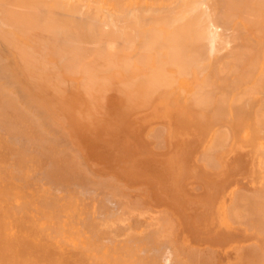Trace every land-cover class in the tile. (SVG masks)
Wrapping results in <instances>:
<instances>
[{"label": "bare ground", "instance_id": "obj_1", "mask_svg": "<svg viewBox=\"0 0 264 264\" xmlns=\"http://www.w3.org/2000/svg\"><path fill=\"white\" fill-rule=\"evenodd\" d=\"M4 26H12L13 30H3ZM90 40H93L92 42L97 43L93 44L94 46L98 45L96 46V50L92 51V53L89 51L87 52L86 49L82 50V46H79L83 42H90ZM125 41L131 46L124 48L125 46H123L122 43H126ZM236 41L239 42L237 43ZM0 43L13 55L15 63H17L19 65L18 67L21 68V73H23L25 76H28L32 80H42L44 84L46 83L50 90L52 89V91L58 89L55 87H60L59 83L63 81L61 78L63 74L67 76L69 73V76L73 73L72 77L78 76V74L86 76L88 74V69L90 68V63L96 64L97 67L99 66L100 70H102V68L104 69L101 72L95 71L97 67L91 64V68H93V72L95 71L94 73L96 75L93 73L91 74V68L89 69L90 77L89 74L87 75L89 78L87 76L81 78L82 76L80 75L81 80L78 78L80 80V84L84 79V83H82V85L86 83H92L94 78L98 79L97 81H100L97 77L102 75L106 78H104L106 80L105 83H109L107 79L110 80L111 78H107L108 76L106 77L104 74H106L108 69L111 71L114 65L115 66L113 69L115 70V68H119L116 70H122L123 74L125 71L127 74L130 72L129 68L131 66L129 65L133 64L135 67L136 65L140 67L139 69H137L138 67L133 69V71L136 70L135 73H130V78L133 79H129L132 81L134 86L132 85L131 81L129 82L130 84L126 82L129 81L127 80L129 75L124 74L127 77L125 79L122 78V73L121 77H118L117 74L114 73L115 77H118L119 80L120 78L121 80H125V86L122 85L124 84L123 81H121V83L123 82L122 84L120 83L125 92L127 91V87H130L129 91L132 93L134 92L133 90H136V92L133 94L137 92L140 94L142 90H151V93H154L156 90H158V87L165 88L166 86V88H170L169 84L171 87L175 86L177 82L176 80L173 81L174 79L186 77L188 80V77L195 76V78H197L196 76H198L201 83L197 81L199 84L194 85V88L192 86L193 91H191L189 95L184 93L185 97L189 96L187 99H189L188 101L191 102L190 105L192 106L190 107L192 108L195 106V110L198 108L201 109V106L202 108L204 107V109L207 108V112L206 110H203L206 112L204 115L207 116V113H211V116L209 115L208 118L212 117V121L210 119L209 120L214 122L213 125L219 123L217 119H226V113L228 117L227 120L228 122L230 121V126L226 125L228 122L225 123L223 121V123L226 125L225 127L227 128V131L224 129L225 127H223L224 124L222 125L219 123V127L217 125V129H215V131H213L214 133L211 135L215 136L217 134L218 136L220 135V137L216 138L217 135L215 137H210L208 140V146L206 144L205 146L207 147H204L203 151L206 152V150H210L211 152H214V150H217L216 145L217 148L219 147L218 149L222 150L225 145L226 147L228 146L227 144L229 143L227 142L229 140L227 138L231 139L229 136H231V134L233 135V130H239L241 137L240 139L238 138L239 140H236V157L232 160V163L234 165V170L236 171L235 173L241 172L239 175L241 177L243 175L244 178L246 177V180L249 182L248 187L245 186L244 188L245 191H243V188H241L240 190H235L232 192L231 201L229 200L230 203L228 206L226 205L227 208H225V210L227 209L226 211L228 213L225 212V214L227 213L226 216H228L226 217V220L229 223L231 221L232 225L234 224L237 226L235 227L237 230L233 228L236 233H233L237 234L238 237L236 235L235 236L238 240L233 237L232 242H234L233 240H237L234 243H239V241L244 242L245 240L248 241L250 239H255L256 241L254 240L255 244L250 243L251 245L249 244L239 247L240 249L232 247L233 252L230 258H228V263L264 264V0H0ZM113 43H118L117 46L119 49L116 51V53H110L107 49ZM133 46L135 47V50L127 52V49H131ZM92 49L93 48H91V50ZM8 64V62H5L3 53L0 52V77H14L11 76L13 71H11L12 69ZM116 64L119 66L116 67ZM74 66H80L81 68L83 66H87L89 68L87 69L83 67L85 70L84 74H82L83 70H80L81 68H79L78 74H75V71L78 69H76ZM105 67H107L106 70ZM120 67H124V69ZM125 67H129L128 70ZM66 68H68L69 72ZM69 68H75V71L74 69L71 71ZM62 70H66V72ZM55 71H60V74L59 72H56V75H58V79H61L62 81H57V77H52L53 75L56 76ZM80 71H82V73H80ZM113 71L111 72L112 75L110 73L111 76H113ZM61 72H63L62 75ZM85 72L87 74H85ZM133 74L134 76H132ZM85 78L88 80L91 79L92 81H85ZM50 79H53L54 82L56 80L58 85L56 86L55 82V87L49 86L53 81ZM95 80L94 83H92L93 85H96L97 83V81L95 83ZM103 82L102 86L105 84ZM194 82L196 81L194 80ZM80 84L78 82V85L81 88L82 86ZM91 85L89 84L90 87ZM105 85L107 86V83ZM98 86L99 85H97L96 90H98ZM106 86L104 88L109 90L108 88L110 87L107 86V88ZM79 87L78 90L80 89ZM88 87L83 89V91L85 90L84 92H87ZM90 87L89 92L92 91ZM134 87L136 89H133ZM3 88L1 89L0 87V264H160V258L163 256L162 253H164L162 250H164L163 247L167 248L166 246H171L173 248L169 250L171 252L169 253L170 256L173 253L172 257H167V261L170 259V261L172 260L173 262L168 261L167 264H169V262L172 264H206V262L210 263L211 261V264H217L215 259L211 260L214 256L217 257L219 254L218 251H216L218 254L213 255L215 250H212L213 256L209 254L210 257H212L211 259H209V255L208 257L204 256V252L206 250L204 248V250L201 249V252L199 253L198 250L200 249H195V255L192 253L194 251L193 248V251H191V253L189 251V255L187 254V256H185L186 251L190 246L188 247L186 244L187 248L186 246H182L184 248L183 249L181 247V242L179 243V240L177 239L178 241H176V244L179 243V246L176 245V247L174 243L175 238L173 236L172 237L174 240H172L173 238H169L175 233L172 230L170 231L171 235H169V237L167 236L169 233V227L171 226L170 229L174 228V224H172L174 221H170L171 219L168 220V222H171L172 225H169L170 223L167 224L168 222L165 223L166 221L163 222L164 220L162 219V224L165 226L164 227L162 225V227L165 229L166 225L169 226L167 228L168 230L165 229L168 233L165 230L164 231L166 233H164L160 226L161 218L158 219L160 221V224L157 225L160 227H157L158 231L155 228L156 224L152 223L153 225L155 224L154 228H151L156 232H154L155 235L153 234V230L150 229L151 226L145 224L142 226V228L145 227L146 231L140 229V233H143V235L138 233L139 231L137 232V230L136 234L135 231H132L134 229L133 224V229L130 226V230H126V227L128 228V225H131L133 219L131 215H128L131 217V219L130 217L128 218L131 222L126 218L128 217L127 215H123V217L126 216L125 220L127 219V222H124L125 220H123L124 225L121 224L122 226H120L122 228H120L119 223L121 220L119 222L116 220V218H124L119 216L118 213L115 214L114 211L117 208L116 206H119L121 202L124 201V198L125 200L129 198V196L126 198L127 196H125V193H131L133 190L131 191L129 189L130 191L124 192L127 189L124 190L119 188L122 189V193H120L119 189H117L120 193L119 194L115 186H109L112 188V191L110 192L109 188H107V190L106 188L105 190H102V188L105 186L103 184L99 185V183L97 187V185H95L97 182L95 183L90 180L91 182L95 183L90 184L88 183V179L87 181L83 179L85 180V183L87 182V186L85 187V185H83V188L86 189L88 186L91 187L90 189H86L87 191L90 190V192L85 190L87 192L86 193L83 192V190H78L81 192L79 193L77 191V193H75V189H70V191L66 190L68 191L66 193H71V191H74V193H71V195L69 193L67 196L65 192H60L58 187H55L52 182L54 181L55 184L62 183L64 184L63 187H68L69 184L67 181L69 180L66 179V176H61L58 172L55 173L53 171L56 169L55 166H52L50 169L47 167L44 168L42 166L43 159L41 156L43 155V151H45V149L40 143L41 140L35 142L36 138H32L30 136V131L33 125H31L29 118H31V121H34L32 119L33 115L29 116V113H26L27 110L25 111V109L21 108V106H18V101H13V98L8 99L10 95L5 98L2 93V90H4ZM92 88L95 89L93 86ZM104 88H101L103 89V93L106 90ZM131 88L133 90H131ZM176 89H173V91ZM79 91V93H82L81 90ZM93 91L92 93L90 92V94L89 92L87 93L93 97L95 96L96 100H94V98L93 100L94 102H97L99 100H97V98H99V96L101 98L103 95L100 94V89L98 91L99 94H97L98 92L96 93L97 95L94 93L96 91ZM145 91L142 93L143 98L145 95H148L147 97H149V94H147L148 91L147 93H145ZM125 92H123V98H125ZM130 92L127 91L126 95ZM181 92H183V90ZM133 94L132 96H134ZM179 94L181 95V93ZM88 96L87 98L90 97V100H92V96ZM135 96V99H137L138 95L135 94ZM140 96L141 95H139L138 98ZM181 96L183 97V94ZM14 97L16 100H18L16 95ZM134 97L132 98L134 99ZM129 98H131V96H129ZM132 98L131 100L129 99V101H132ZM125 99H127V96ZM32 100H34V98ZM90 100L89 102H91ZM135 101H132L133 103H130L129 105L132 104L135 106ZM29 103L30 102L28 100L27 104ZM34 103H37V101ZM92 103L93 102H91V104ZM185 103L187 102L185 101ZM98 104L99 103H97V106ZM36 105L37 104H35V108ZM38 105L37 108L39 109ZM94 105L96 106V104ZM27 107L29 110V106ZM43 108L44 107H42V109ZM224 109H227L232 114V120H229L228 111L226 110V112ZM222 110H224L225 113ZM32 111L30 112L31 114H33ZM201 115L202 114L199 115L201 120L198 118L200 120L199 122L204 120L202 118L204 116ZM34 116L36 115L34 114ZM196 117L192 119L196 120ZM41 124L43 125V123ZM202 124H207L205 126L208 127L207 130H210V126H213L209 124V122L207 123L206 120H204V122L202 121ZM201 125L199 127L204 129V125ZM221 127H223V129ZM230 128V132L232 133L229 135L227 132ZM218 129L220 131H218ZM207 130L206 134L208 133ZM199 132L203 134H200V139L202 140L201 137H204L205 132L202 130ZM224 134L226 135L224 136ZM62 135L64 136V133ZM62 135L60 137H62ZM224 137L227 138L225 139ZM232 137L235 139L234 136ZM222 138L224 144L222 142ZM201 140H197L194 143H200L202 142ZM210 140L215 145L210 143ZM226 140L228 141L226 142ZM232 141L234 142L235 140ZM63 145L64 144H62V147ZM199 145L196 144V149L200 147ZM222 145L224 146L222 147ZM231 146H233V144L230 145L229 151H231ZM225 151L227 150L225 149ZM226 154L227 152L225 155ZM81 161L82 160H80V162ZM213 162H209L208 164L212 163V165L210 164V168L214 167L216 169L217 167L215 166L217 165L215 162ZM208 164L206 163V165ZM223 165L226 167L225 161ZM84 168L87 170L85 166ZM55 175L60 179L59 182ZM235 177L241 178L239 176ZM110 182H112V180ZM99 186H102V188ZM52 189L55 191L57 189L58 192L56 191L55 194ZM94 189L95 192L93 191ZM98 190L100 192L104 191L105 193L103 192L104 194H102L101 192V194H97L98 196L93 195V197H97L92 199V194L98 193L96 192ZM52 191L54 192L55 196L53 195ZM114 191H116L120 196L121 194H125V197L122 198L123 196H121V199L120 196ZM58 193H62L63 198L62 195L58 198L56 196ZM106 193H109L110 195H113L114 193V197L112 198L110 195L105 196ZM133 193L138 195L134 191ZM76 194H78V197L82 198L79 199ZM83 194L86 195V197H89L88 201ZM99 195H104V197L108 199L110 197V201L107 199L104 200L105 198L103 196L100 197ZM117 195L118 198L116 199ZM90 196L91 200L93 201L89 200ZM66 197L67 199L68 197L69 199L70 197H72V199L73 197H77V204H74V201H76L74 199L76 198L73 199V203L72 201L67 200ZM98 197L100 200L103 198L104 199L100 201L98 200ZM131 197H134V200L136 198L135 196ZM95 198L98 200L97 202H94L96 201ZM111 198L114 200L112 201ZM130 198L129 203L133 201L136 205L138 198L137 201H134L132 198L130 201ZM82 199H85V201L88 203L87 205L94 202V205L96 206L93 205V208L95 210L98 209V211H90L91 213L89 212L88 215V212L84 210V205H86L84 203L86 202H84ZM119 199H121L120 204ZM79 201L84 204L82 208V204H79ZM103 201H106V204L103 203ZM108 201L110 203L112 202L113 204L117 202V205L112 204V207L109 206L111 207L109 208L107 204L109 203ZM125 202L126 201H124V203ZM127 202V206L122 204L123 208H128H126L127 213L130 212L131 214H134L136 211L141 210V212L139 211L140 213H136H138V216L142 213V215H144V208L142 209L143 202H140V199L137 205L142 203V207L138 206L141 207L139 209L134 205L138 210L135 208L133 209L131 203L128 206ZM96 203L98 204V207L101 205V208H97ZM102 203L105 205V207L109 208V210L108 208H105L107 212H105V210L102 208L104 207ZM91 204L88 206L89 208L86 206L88 210L91 208ZM122 205H120L119 208H122ZM129 207H132V209ZM83 210L87 212L85 213L86 215L83 214ZM112 210L113 212H111ZM126 210L119 209L115 212L122 211L123 213V211L126 212ZM109 212H111V215L112 213L115 214V217H113V215L112 218L111 215L108 214ZM96 213H100V216L102 215L103 220L101 217L96 215ZM105 213L106 217L104 218L103 215ZM156 213H159V211ZM65 214H67L69 220ZM90 214L95 218L96 216L99 217L96 219L97 221L95 219H91L94 217H91ZM107 214L111 217V219L108 218L109 216H107ZM165 214L167 215V213ZM86 216H90L91 218H85ZM144 216L142 217L144 218ZM165 216L163 215L162 218ZM149 218L151 217L149 216ZM85 219H87V221ZM167 219L168 216H166L165 220ZM98 220H100L101 223L100 221L98 222ZM114 220L116 224L114 223ZM158 220H155V222L158 223ZM236 220L238 221V224L235 223ZM102 221L105 222L104 225H102ZM109 221L111 222L110 224ZM117 222H119V227L116 226L115 231L113 232L114 228H111L110 226L114 225L112 227H115ZM133 223H137V221ZM238 225H243L240 226L242 230H240ZM123 226H125V228ZM148 229L149 231H147ZM124 231H127L125 234L128 233V235H125ZM150 231H152V233H150ZM162 231L163 233L161 234H164V237L159 235ZM241 231L243 232V236L238 234ZM144 232H148L147 234L150 237L153 234V237L150 238V242L158 244L157 246H160L159 241L162 242L161 246L166 244V246L161 247V249L163 248L161 250V255L157 253V251L160 252V248L157 250V246L152 245L153 243H149V245L151 244L152 246H150L153 248L155 246L156 249L152 248L155 251L146 247V245H148V243L146 244V241H144L143 244L141 243V249V246L136 245V242H139L142 236L143 239L148 238L147 234H144ZM181 232L183 233L184 231L181 230ZM249 232L252 234L250 235ZM178 233H180V231ZM120 235H122V238H120ZM134 235H138V237H134ZM144 235L146 237H144ZM102 236H105V239H103ZM126 237L130 240L127 239L124 244L123 240H126ZM243 237L245 240L242 239ZM116 238H120L121 240H117ZM153 238L154 240L159 238V241L156 240L158 243L154 240L152 241ZM160 238L162 239L160 240ZM188 239L190 240V238ZM119 241H121L120 244L123 242L122 246L118 244ZM130 241H132V243ZM138 247L140 249L139 251L136 250ZM143 247H145V249ZM179 247L182 248L185 253H183V250L177 251V248L180 249ZM208 250L210 251L211 249ZM140 251H142V253ZM149 251L152 252L151 257L148 255L151 254ZM143 253H147V255H144ZM156 253L160 255V258H158ZM178 253H181L183 257H181L182 255ZM197 253L201 257V263L199 259H197V261H199L198 263L195 259L199 258ZM228 253L230 254V252ZM190 254L192 259L190 258ZM227 255L228 254H225L226 257H228ZM180 257L181 259H179ZM184 257H188L187 260H185ZM163 258L166 259V257L161 258L162 263L166 264V261H164ZM183 258L184 260H182ZM217 259H219V256ZM209 260L210 262H208Z\"/></svg>", "mask_w": 264, "mask_h": 264}, {"label": "rangeland", "instance_id": "obj_2", "mask_svg": "<svg viewBox=\"0 0 264 264\" xmlns=\"http://www.w3.org/2000/svg\"><path fill=\"white\" fill-rule=\"evenodd\" d=\"M3 30H13V27L12 26H4ZM217 30H219V29H217ZM92 41L93 40H90V42L89 41L83 42L80 45L79 44L78 45L82 46L81 47L82 50L86 49L87 52L89 51L90 53H92V51L96 50V46H98V45L94 46L93 44H97V43H94ZM236 42L238 43L239 41H236ZM122 44H123V46H125L124 48H128L131 46V45H128L127 42L122 43ZM117 45H118V43L117 44L113 43L111 46H109L107 48L108 51L110 53H116V51L119 49V47ZM91 48H93V49L91 50ZM112 48H114V49H112ZM1 49H2V51H1ZM134 50H135V47L133 46L131 49H127V52L128 51H134ZM0 52L3 53L5 62L9 63L8 65H10L9 67L12 69L11 71H13L12 72L13 75L11 74V76H14V77L9 76V77H5V78L0 77L1 89L4 86V88H3L4 90H2L4 97L7 98L10 95L8 97V99L13 98L12 99L13 101H15V102L18 101L19 102V103H17L18 106H21V108L25 109V111L27 110L26 113L27 114L29 113L28 114L29 116L33 115L32 119L34 121H31V118H29L31 125H33L32 129L30 131L31 132L30 136L32 138H36L35 142H38L39 140H41L40 143L43 145V147L45 149V151H43V155L41 156V158L43 159L42 160V166L44 168L47 167L48 169H50L52 166H55L56 169L53 171L55 173L56 172L60 173L61 176H63V175L66 176V179L69 180V181H67V183L69 184L68 187H63L64 184H62V183H61L62 185L60 183L55 184L54 181L52 182V184L55 187H58V190L62 193H64V192L66 193V192H68L66 190L70 191V189H75V191H76L75 193H77L78 190H83V192H86L87 188H89V189L91 188L89 186L86 189L83 188V185H85V187L87 186L86 185L87 182L85 183V180L87 181V179H88L89 180L88 183H90V184H92L93 182H95V183L97 182V184L93 183V184L97 185V187H98L99 183H100L99 185H101V184L105 185L104 188H102V186H99L100 188H102V190L103 189L105 190V188L107 190V188H109L110 189L109 191L111 192L112 188H110V187L115 186L116 190L119 188H122L124 190L127 189L125 191L123 190L124 192L133 190L136 194L139 195V196L135 195L133 193V191L131 193H125L126 195L124 194L125 196H127L126 198H128V196H129V198L131 196H135L136 201H137V198H138V201L140 199V202H143V205H142L143 207L141 206L142 203L140 205H137V203H139L138 201L136 202V205L134 204L135 202H133V201L130 203L133 206V209L135 208L136 210H138V209L135 206H137V207L141 206L142 209L144 208V210H143V211H145L144 215L146 214V212H147V214L149 213L148 215L146 214L144 216V215H142L143 214L142 213V214H139V216H138V213H140L141 210H139L140 212L133 210V211L138 212V213L135 212L136 214L135 213L131 214L130 212L127 213V210H126L127 207L123 208L122 204L127 206L126 202L128 200L127 203L129 206V204H130L129 198L125 200V198H124L125 196L121 194V196H123L122 198H124L123 200L126 201L125 203H124V201L121 202L122 198L119 194L122 193V189H119L120 193L117 190V192L119 194L116 191H114L121 198V199H119V204L121 202L120 205H122V208L126 210V212L123 211V213H122V211L115 212L116 210H119V209L123 210L122 208H119V206H120L119 205V206H116L117 207L116 209L114 208L115 209L114 213L115 214L118 213L119 216H122V217H123V215H127V216L131 215V217L133 219L131 222L130 216H128V217L124 216L123 217L124 219H119L117 217L118 219L116 218V220H118L119 222L121 220V222L120 223L117 222V225H115V227H112L114 225L111 224L112 226H110V227L114 228V230L112 229L113 232L115 231L116 226H118V223H119V226L121 224H123V220H125V217L127 219L130 217V219H128V221L131 222V225H128V228L126 227V230L127 229L130 230V226L132 227V224H133L135 230L132 227V229H133L132 231H135V234H136V230H137V232L139 231L138 233L141 232L140 229H143L144 231H146L145 227L142 228V226H144V224L151 226L150 229L152 227L154 228V226L156 224L155 228L157 229V227H159L157 225L161 223L160 226L164 231L169 226L166 225V228L164 229L165 226L162 223L165 221H166L165 223H167L168 220L171 219L170 221L173 220L175 222L174 223L172 221L173 222L172 224H174L173 229L175 231L173 229H170L171 226L169 227V230L167 229L169 231V233L167 232V230H165V231L168 233L167 234L168 237H169V235H171V232H170L171 230L173 232H175L173 235H171V237H169L170 239H172L173 237L175 238V242L173 241L175 243V246L178 245L180 242L182 244L181 247L186 246V244L188 245V247L190 246L187 249L185 256H187L189 251L191 253V251H193L192 250L193 248H194V251H195V249L196 250L200 249V250H198V253L201 252V249L202 250L206 249L207 251H209L208 249H211L209 252H207L206 250H205V252L204 251H202V252L205 253V254L204 253L203 254L206 257H208L209 254H211V256H213V255H217L219 253L217 255V257L219 256V259H217L216 256H214L212 258L209 255V257H210L209 259H211V258H212L211 260L215 259V261H217V264H225V263L229 262L228 258H230V256L232 255V252H233L232 247L239 248V247L249 245L250 243L255 244V241H256L255 239H254L255 241L252 239L247 241L244 239V237L242 238L245 240L244 242L239 241V243H234L238 239L236 238V236H237V234H235L236 231L233 230V228L236 229L235 227H237V226H235L234 224L232 225L231 221H230V223H231V225H230V223L226 220L227 219L226 217H228V216H226L228 212L226 211L227 209L225 210V208H227L228 204L230 203L229 200L231 201L232 192L235 190L236 191L240 190L241 188H243V191H245L244 188H245V186L248 187V183H249L246 180V177L244 178V176L242 175V177H243L242 178L239 175L241 172L235 173L236 171L234 170V165L232 163V160L235 159V157H236V147H235V144L237 142L236 140L240 139L241 133L239 130H233L232 129L233 130V135H232L231 134L232 132H230L231 131V128H230L229 131L227 132V134H229V135L231 134V136L228 135L229 137H231V139L226 137L229 140V141L226 140V142L228 141L227 143H229V144H227L228 145L227 147H226V145L225 146L222 145V147L224 146V148L221 147L222 148V150H221V149H218L219 147L217 148V145H216L217 150H214V152H211L210 150H206V149H205L206 152L203 151L204 147L206 148L208 146L209 138L214 136V135L212 136L211 134H213L214 133L213 131H215V129H217V125L219 127V123H221L223 125L224 124L223 121L225 123L228 122V120H227L228 117H227V113H226V119H224V120L217 119V121L219 123L213 125L214 122H211L212 117L208 118L209 115L211 116V113L210 114L207 113V116L204 115L208 111V110H206L207 108L204 109V107L202 108V106H201V109L198 108L195 110V108H194L195 106H193L192 108L190 107V106H192V105H190L191 102H189L188 101L189 99H187L189 96L185 97L184 93L186 95L187 94L189 95L190 92L193 91L194 85L199 84L198 82H200V79L198 78V76H196L197 78H195V76L188 77L189 78L188 80H190V81H188L186 77L181 78V79H174L173 81L176 80L177 86L175 85V86L171 87V85L169 84L170 88L169 87L166 88V86H165V88H162V87L159 88L158 87V90H156L154 93H151V90L150 91L147 90L148 93H147V91L142 90V92L140 91L141 92L140 94H139V92L135 93L138 96L141 95L140 96L141 98L140 97L138 98V96H137V99H135L136 96L133 93L136 92V90H133V89H136V88L135 87L133 89L131 88V90L134 91L132 93L129 91L130 87L129 88L127 87V91L130 92L131 94L129 93L126 95L127 91L125 92L123 90V88L121 87L122 85L125 86V82H124L125 80H123V79L121 80V78L119 80V78H118V77H121L122 70L117 71L116 69H119V68H115V70H116L115 71L113 69L115 66L114 65L113 68L110 67L114 71L112 69H111V71L108 69V71H106V74H104L106 77L108 76L107 78H111L110 79L111 81L107 79V81H109L110 84L108 82H106L107 86L110 88H108L105 85L106 84L105 83L106 78L103 77V75L99 76V77L95 76V77L99 78L100 81H97L98 79H96V78H94V79L92 78L93 79L92 83H94V80L96 79L95 80V83L97 81L96 85L89 83L90 85L92 84L90 87L89 84L86 83L90 87V89H92V91L94 89V88H92V86L95 87L94 91H96V92L93 91L95 94L100 89V92H101L100 94L103 95V96H101V98H100V96H99V98L96 97L97 100L98 99L99 100L97 102L95 101L96 102L95 103L94 102V100H96L95 96L93 97L92 95H89L90 92L92 93V91L89 92V87L86 84L82 85V83H84V79H83V82H81V84H80V80H81V78L86 77L89 74V69L92 67V65L96 66V64L90 63V65H89L90 68L87 66L86 67L83 66L84 68H87V69L89 68V69H88V74L85 72V74H87L86 76L80 74L82 76L81 78H80V75L78 74L79 68H81L80 66L79 67L74 66L76 69H78L77 71H75V68H69V70L71 69V71L74 69L75 74H78V76L72 77V74H73L72 72H71L72 74L68 76V74H69L68 68H66L68 71L67 76L64 74L62 75L63 72H61L62 77H61V75H60V77L62 78L63 81L61 79H58L59 76L56 75L57 71H55L56 76L53 75L52 77H57L56 78L57 81L61 80L62 82L60 81L61 83H59L60 84V87H59V86H57L58 83L56 82V80H55V82H56L55 83L53 79H52L53 81L50 79L53 84L50 81L51 85H49V86L55 87V84H56L57 87H55V88H58V89H55L52 91V89L50 90L49 87L46 85V83L44 84V82L42 80H40V79H39V81H38V79L32 80L28 76H25L23 73H21L22 72L21 68L18 67L19 65L17 63H15L13 55L10 53V51L6 50L1 43H0ZM220 54H221V52H220ZM124 56H125V54H124ZM121 58H123V57H121ZM118 66L119 65H117L116 67H118ZM129 66H131L130 68L128 67L130 72L128 74L126 73V71L124 72V74L129 75V77L127 78L122 73L123 74L122 78H125V79L127 78V80H129V81H126V82H128V83L133 79V78L132 79L130 78L131 77L130 73L131 74L135 73L136 70L133 71V69L138 67L137 65L135 67L133 64L129 65ZM82 68L80 70H83V73H82V71H80V73L84 74L85 70H84V68L83 69ZM120 68H122V67H120ZM125 68L128 70L127 67H125ZM139 68L140 67H138L137 69H139ZM103 69L104 68H102V70ZM106 69H107V67H105V70ZM122 69H124V67ZM91 70H90L91 74L93 73L94 75H96L94 73L95 71H98V72L102 71V70H100L99 66L96 68V70L94 72H93V68H91ZM105 70H104V73H105ZM62 71L66 72V70H62ZM112 71H113L114 77L111 76ZM58 72L60 74V71H58ZM137 72H139V71H137ZM110 73H111V75H110ZM114 73H116L118 77H115ZM102 74H103V72H102ZM132 76H134V74ZM89 77H90V74H89ZM37 78H39V77H37ZM117 78H118V81H117ZM35 79H36V77H35ZM6 80H8V81H6ZM90 80L86 79L85 81L90 82ZM171 80H172V78H171ZM194 80L196 82H194ZM121 81H123L124 84H122L123 82L121 83ZM8 82H10V83H8ZM46 82H48V81H46ZM78 82L82 87L83 86L88 87L87 88L88 91L87 90L86 91L89 92V94L87 92H84L85 90L83 91V89H86V87L85 88L79 87ZM102 82L105 83V84H103V86H102ZM192 82H193V84H192ZM131 83H132V81H131ZM100 84H101V86H100ZM97 85L100 86V87L98 86V90H96ZM104 85L109 90L104 88L105 87ZM132 85H133V83H132ZM188 86H190V87H188ZM192 86H193V88H192ZM78 87L80 88L79 90H81L82 93H79L80 91L78 90ZM102 87L104 89H106L104 91V93L102 92L103 91V89H101ZM120 87H121V90H120ZM50 88H52V87H50ZM173 89H176V90L173 91ZM179 90H180V92H179ZM182 90H183V92H181ZM119 91H121L122 93ZM137 91H139V90H137ZM143 91H145V93L149 94V97H147L148 95L147 96L145 95L147 97V99L145 96H144L145 99L143 98V96H142ZM15 92H16V94H15ZM123 92H125V98L127 96V99L129 98V96H131V98L135 96L134 99L136 101L132 98L133 99L132 101H135V106H133L132 104L129 105L130 103H133V102L129 101V99L131 100V98H129L128 100L123 98L124 97ZM85 93H86V95L88 94L89 96H92V100H90V97L88 95L87 96L89 98H87ZM94 93H93V95H94ZM179 93H181V95L183 94V97ZM12 94H13V96H12ZM97 94H99V92ZM132 94L134 96H132ZM15 95H16V97H18L17 98L18 100H16V98L14 97ZM27 96L29 97V99ZM33 98L35 101L32 100ZM93 98H94V100H93ZM184 98L187 100H185ZM26 100H27V102H26ZM28 100L30 102L29 104H27ZM89 100L91 102H93L92 103L93 105L91 104V102H89ZM36 101H37V103H34ZM185 101L187 103H185ZM97 103H99L98 106H97ZM35 104H37V105L39 104L38 105L39 109L37 108V105L35 108ZM94 104H96V106ZM27 106H29L30 111L27 109L28 108ZM126 106H127V108H126ZM131 106H133V107H131ZM42 107H44V108L42 109ZM207 107H208V105H207ZM193 108L195 111L193 110ZM209 108H210V106H209ZM44 109H45V111H44ZM32 110L35 111L36 113L33 112ZM203 110H206V112ZM224 110L226 111L227 109H224ZM224 110H222V111H224ZM31 111L33 114L30 113ZM201 111H203V112H201ZM211 111H212V109H211ZM211 111H209V112H211ZM225 111H224V113H225ZM198 113H199V115L202 114L201 116H204L202 118L204 120H206L207 123L209 122V124L213 125V126L209 125L211 127L210 130L208 129L209 131L207 130L208 127H205L207 124L206 125L202 124V121L204 122V120L199 122L201 119L199 118ZM34 114L36 116H34ZM193 114H195V115H193ZM222 114H223V112H222ZM39 115H40V117H39ZM228 115H229V120H232L233 119L231 116L232 114L229 111H228ZM38 117H39V119H38ZM194 117H196L197 121L192 119ZM219 118H220V116H219ZM35 119H37L39 123ZM48 120H50L52 122H50ZM213 121H214V119H213ZM41 123H43V125ZM201 124L204 125V127H205L204 129H206L208 132L207 134H206V130H204L202 127H199ZM56 125H58V126H56ZM226 125L230 126V121L228 123H226ZM226 125L224 124L223 127H225ZM223 127H221V128L223 129ZM219 129H218V131H220ZM224 129L227 131L226 127ZM200 130L205 132L204 137H201L202 140L200 139V136H201L200 134H202L201 132H199ZM218 131H217V133H218ZM198 132H199V134H198ZM63 133H64V136L62 135ZM223 133H224V131H223ZM61 135H62V137H60ZM225 135L226 134H224V136ZM221 136H223V135H221ZM232 136H234L235 139ZM217 137L219 138L220 135L219 136L217 135L216 138ZM197 140H201L202 141V142H200L201 144L199 142L194 143ZM232 140H235V141L233 142ZM222 142H223V138H222ZM58 143L61 145H59ZM210 143H212V141ZM62 144H64L63 147H62ZM196 144L197 145L200 144L199 145L200 147L198 146L199 147L198 149H196V147H195ZM206 144H207V146H205ZM212 144H214V143H212ZM223 144H224V142H223ZM232 144H233V146H231L232 147L231 151H229L230 145H232ZM219 145H220V143H219ZM210 146H212V145H210ZM57 147H59V148H57ZM155 148H157V149H155ZM225 149L227 151H225ZM55 151H57V152H55ZM226 152H227V154L229 152L230 153L228 155L227 154L225 155ZM70 154H72V155H70ZM211 154H212V156H211ZM69 155H70V157H69ZM73 155H74V157H73ZM74 158H75V160H74ZM77 160H78V163H77ZM80 160H82V161L80 162ZM213 161L217 165V166H215V164H214V166L217 167L216 169L214 167L210 168L211 167L210 164L212 165V163L208 164L209 162H213ZM224 161H225L227 168L225 167V165H223ZM206 163L208 165H206ZM84 166L86 167L87 170H85ZM87 173H89V174H87ZM235 176H239L241 178H236ZM55 177H56V175H55ZM99 178H101V179H99ZM109 178H111V179H109ZM56 179L59 182L60 179L57 177H56ZM83 179H85V180H83ZM90 180L93 182H91ZM111 180H112V182H110ZM58 190L56 189L57 192H58ZM53 191L56 194V191L55 190H53ZM93 191L95 192V189ZM109 191H106V192H109ZM243 191H241V192H243ZM54 192H53V195L55 196ZM87 192H90V190ZM96 192H98V193L92 194V199H94V197H97L98 196L97 194H99V193L101 194V192H102V194L105 193L104 191L100 192L99 190ZM62 193H58L56 196L59 198L62 195ZM69 193H66V196ZM71 193H74V191H71ZM71 193H70V195H71ZM91 193H92V190H91ZM93 195H97V196L93 197ZM106 195L109 196L110 194L106 193L105 196ZM113 195H114V193H113ZM113 195H110V196H112V198H113L114 197ZM118 195H117L116 199L118 198ZM54 196H52V197H54ZM64 196H65V194H64ZM76 196L78 197V194H76ZM101 196L104 197V195H101ZM77 197H73V199L76 198V199H74V200H76V201H74L75 203L73 202L72 197H70V199H69V197H68V199L66 197V199L72 201L76 205L78 202ZM84 197H86V195H84ZM62 198H63V195H62ZM78 198L81 199L82 197H78ZM88 198L89 197H86L87 201H88ZM112 198H111V200L113 201L114 199H112ZM131 198H130V201L132 199L134 200V197L132 199ZM106 199L110 201V197H109V199L105 198L104 200H106ZM82 200H81V202H82ZM89 200H91V196H90ZM95 200L96 201H94V202H97L98 200H100V198L98 197V200L95 198ZM102 200H100V201H102ZM83 201L86 202L85 199ZM91 201H93V200H91ZM100 201H99V203H100ZM81 202L79 201V204H82L81 208L83 207L84 204H86V205H84L85 206L84 210H86L88 212V215H89L90 211L91 212H93V210L95 212H96V210L98 211V209L95 210L93 208V205L95 204L94 202H92V204L90 203L91 208L89 210L87 209V207L90 204L87 205L88 204L87 202L84 204ZM105 202L103 201V203H105ZM107 204H108V207L109 206L112 207L113 203L109 202ZM115 204H113V205H115ZM94 206H96V205H94ZM99 207L101 208V205ZM99 207L97 204V208H99ZM108 207H105V205H104V207H102V208L105 210V212H107L105 208H108ZM111 207H109V208H111ZM141 207H138V208L140 209ZM109 208H108V210H109ZM129 208L132 209V207H129ZM86 211H84L83 214L87 213ZM158 211H159V213H156ZM102 212H101V214H102ZM111 212H113V210ZM111 212H109L108 214L111 215L110 214ZM150 212H152V213H150ZM225 212H227V213L225 214ZM161 213L164 216L166 215L165 213H167L166 216H168V219L165 220L166 216L162 218L163 215ZM67 214H65V216H67ZM108 214H107V216H109ZM115 214L112 213L111 217L113 215H114L113 217H115ZM155 214H158V215H155ZM96 215H98L99 217L102 218V215L100 216V213H96ZM105 215H106V213L103 215L104 218L106 217ZM92 216L93 215H91V217ZM142 216H144V218ZM149 216L151 218H149ZM154 216H156L157 218ZM70 217H71V215H70ZM87 217H90V216H86L85 218H87ZM99 217L96 216V218L94 217L91 219L96 220ZM111 217L109 216L108 218L111 219ZM154 218H155V220H158L161 218L160 219L161 222L158 220V223H156ZM67 219L69 220L68 216H67ZM127 219L124 222H127ZM150 219H151V221H150ZM71 220H72V218H71ZM82 220H83V218H82ZM85 220L87 221V219H85ZM102 220H103V218H102ZM153 220H154V222H153ZM99 221L100 220H98V222ZM136 221H137V223H133ZM233 221H234V219H233ZM130 222H129V224H130ZM100 223H101V221H100ZM102 223H103L102 225L105 224V222H103V221H102ZM110 223L111 222L109 221V224ZM114 223H115V220H114ZM152 223H155V224L153 225ZM235 223L238 224V221L236 220ZM107 224H108V222H107ZM126 224H128V223H126ZM136 224H138V225H136ZM167 224L172 225L171 222H168ZM162 225L164 227H162ZM121 226H120V228H122ZM125 226H123V227L125 228ZM136 226H138L139 229ZM240 226H243V225H240ZM240 226H239V228H240V230H242V228ZM175 227H177V228H175ZM101 228H103V227H101ZM123 230H125V229H123ZM151 230H153V234L155 235L156 232L154 231V229H151ZM178 230L180 231V233H178L179 232ZM181 230L184 232L182 233ZM240 230H238V231H240ZM147 231H149V229ZM157 231H158V229H157ZM163 231L160 232L159 235L163 236L164 234H161V233H163ZM165 231H164V233H166ZM125 232H127V231H124V234H125ZM128 232H130V231H128ZM233 232H235V233H233ZM241 232L238 234L242 235L243 232L242 233ZM117 233L120 234L119 232H117ZM147 233L144 232V234H147ZM150 233H152V231H150ZM153 234L151 237L148 236V234H147V237H148L147 239L146 238L143 239V236H142L141 240H139V242H136V245L141 246L140 247V249H141L142 248L141 243L143 244L144 241H146V244L148 243V245L145 244L147 248L152 249L153 248V247H151L152 245L157 246L158 244H154V242H150V238L153 237ZM179 234H180V236H179ZM249 234L251 235L252 233L249 232ZM125 235H128V233ZM141 235H143V233ZM116 236H117V234H116ZM136 236L138 237V235H136ZM136 236L134 235V237H136ZM156 236H157V234H156ZM242 236H239V237H242ZM102 237H103V239H105L104 238L105 236H102ZM139 237H140V235H139ZM144 237H146V236L144 235ZM166 237H165V239H166ZM168 237H167V239H168ZM178 237H180V238H178ZM233 237H235L237 239V240H233L234 242H232ZM120 238H122V235H120ZM120 238H116V239L121 240ZM129 238H130V236H129ZM174 238L172 240H174ZM188 238H190V240ZM112 239H114V238H112ZM127 239L128 238L126 237V240H123L124 244L127 241ZM137 239H140V238H137ZM158 239H156V240L159 241ZM161 239L162 238H160V240ZM165 239H163V240H165ZM177 239L179 240L178 244H176L177 243L176 241H178ZM195 239H196V241H195ZM128 240H130V239H128ZM153 240H154V238L152 239V241ZM156 240H154V241H156ZM240 240H241V238H240ZM107 241H109V240H107ZM133 241H134V239H133ZM141 241H143V242H141ZM226 241H228V242H226ZM130 242L132 243V241H130ZM120 243H121V241L118 242V244H120ZM149 243H153V244L152 245L150 244L151 245L150 246ZM159 243H160L159 244L160 246H157L156 248H157V250L160 248V250H159L160 252L157 251V253H159L161 255V253L164 251V253H162L163 254L162 257H166V259L163 258V260L166 261L165 263L167 264L168 261H170V259L167 261V257L170 258V257H172V254H173L172 253L170 256L169 253H171V252L169 250L173 249V248L171 246H169V247H171V248H169L168 246H166V244H163L161 246V244H162L161 241H159ZM167 243H168V241H167ZM171 243H172V241H171ZM189 243H190V245H189ZM133 244H135V243H133ZM133 244H132V246H133ZM122 245H123V242H122V244H120V246H122ZM145 245H143V246H145ZM163 246H166L167 248H165ZM161 247H163L164 250H162L163 248L161 249ZM143 248L145 249V247H143ZM154 248H155V246H154ZM182 248H180V249L177 248V251L184 249V248L183 249ZM186 248H187V246H186ZM140 249H139V247L136 248L137 251H139ZM165 249H167L168 252ZM239 249H237V250H239ZM152 250H150V251H152ZM161 250H162V252H161ZM174 250H176V249H174ZM212 250H215L214 254H213ZM142 251H143V249H142ZM142 251H140V252L142 253ZM153 251H155V250H153ZM194 251L192 253H194V255H195L196 251L195 252ZM216 251H218V253ZM152 252H150L151 254H148V255H150V257L152 255ZM215 252H216V254H215ZM228 252H230V254ZM147 253H148V251H147ZM147 253H143V254L147 255ZM183 253H185L184 250H183ZM206 253H208V254H206ZM143 254H141V255H143ZM159 254H157L158 258H160ZM165 254H166V256H165ZM178 254H181V253H178ZM225 254H228L227 255L228 257H226ZM153 255H154V253H153ZM194 255H193V257H194ZM198 256H199V258H195V259H196V261H197V259H199V261L201 263L202 262V260L200 259L201 257L199 254H198ZM147 257H149V256H147ZM174 257H175V255H174ZM181 257H183V255ZM181 257L179 259H181ZM188 257H186V258L184 257L185 260H187ZM161 258H160V262L162 263ZM184 258L182 260H184ZM190 258H191V254H190ZM172 259H174V258H172ZM227 259H228V261H227ZM199 261H197V263ZM170 262H169V264H172ZM191 262H193V261H191ZM208 262H210V260ZM211 262L210 263L206 262V264H211ZM213 263H214V261H213Z\"/></svg>", "mask_w": 264, "mask_h": 264}]
</instances>
